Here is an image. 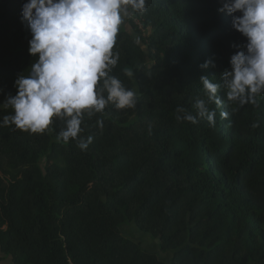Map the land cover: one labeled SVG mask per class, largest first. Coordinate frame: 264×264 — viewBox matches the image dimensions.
Here are the masks:
<instances>
[{
    "label": "trees",
    "instance_id": "trees-1",
    "mask_svg": "<svg viewBox=\"0 0 264 264\" xmlns=\"http://www.w3.org/2000/svg\"><path fill=\"white\" fill-rule=\"evenodd\" d=\"M25 2L0 0V121L13 114L3 104L14 81L36 59L21 23ZM221 6L148 0L126 20L111 74L137 92V107L85 115L87 150L57 139L59 119L40 134L0 127V249L13 264H264V94L238 106L221 90L229 117L209 104L215 127L177 119L178 108L195 115L196 99L207 100L200 76L219 82L244 50ZM210 59L216 67L202 69ZM125 226L170 262L129 239Z\"/></svg>",
    "mask_w": 264,
    "mask_h": 264
},
{
    "label": "clouds",
    "instance_id": "clouds-1",
    "mask_svg": "<svg viewBox=\"0 0 264 264\" xmlns=\"http://www.w3.org/2000/svg\"><path fill=\"white\" fill-rule=\"evenodd\" d=\"M147 3L148 0H26L21 8V23L31 34L28 52L36 59L30 72L14 81L16 94L8 95L3 104L10 106L13 114L5 115L0 127L14 125L21 131L40 134L51 130L54 118L59 119L64 127L57 139L64 143L76 140L81 150H87L93 137L85 139L81 135L85 115L104 113L109 105L116 109L137 107V92L111 74L119 61V53L113 50L126 20L145 13ZM221 5L218 11L231 15L232 27L246 38L244 50L231 55L230 68L221 74L219 82L200 76L207 100L196 99L195 115L177 109L183 113L177 119L193 124L206 119L213 127L217 113L209 104L221 109L222 120L229 117L218 95L221 90L230 104L238 106L257 104L256 97L264 94V0H221ZM135 42L141 43L139 36ZM231 47L238 49L240 45L233 43ZM200 67L215 68L216 63L210 59ZM125 74L134 75L131 70ZM96 123L103 127L102 120Z\"/></svg>",
    "mask_w": 264,
    "mask_h": 264
},
{
    "label": "rangeland",
    "instance_id": "rangeland-1",
    "mask_svg": "<svg viewBox=\"0 0 264 264\" xmlns=\"http://www.w3.org/2000/svg\"><path fill=\"white\" fill-rule=\"evenodd\" d=\"M126 26H129V24L126 23ZM122 230L129 239L136 242H141L145 250L158 254L165 262H170L172 257L171 254H162L158 248L157 242L152 241L149 236L142 234L135 226H125L122 228Z\"/></svg>",
    "mask_w": 264,
    "mask_h": 264
},
{
    "label": "crops",
    "instance_id": "crops-1",
    "mask_svg": "<svg viewBox=\"0 0 264 264\" xmlns=\"http://www.w3.org/2000/svg\"><path fill=\"white\" fill-rule=\"evenodd\" d=\"M0 264H13L12 258L2 254L0 249Z\"/></svg>",
    "mask_w": 264,
    "mask_h": 264
}]
</instances>
